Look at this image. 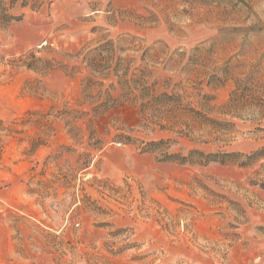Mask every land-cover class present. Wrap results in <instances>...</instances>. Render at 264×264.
<instances>
[{"label":"rangeland","instance_id":"374dc122","mask_svg":"<svg viewBox=\"0 0 264 264\" xmlns=\"http://www.w3.org/2000/svg\"><path fill=\"white\" fill-rule=\"evenodd\" d=\"M3 4L19 20L0 22V264H264V159L191 165L143 150L169 138L182 155L264 146L261 108L235 118L220 110L239 82L264 100V0ZM105 38L137 64L147 50L160 90L180 84L193 106L198 92L212 95L211 116L234 131L200 142L144 125L130 103L96 118L95 133L77 122L85 131L73 139L62 113L88 109L77 102L89 74L73 55ZM39 138L47 143L34 149ZM101 139L93 162H82Z\"/></svg>","mask_w":264,"mask_h":264},{"label":"trees","instance_id":"16d2710c","mask_svg":"<svg viewBox=\"0 0 264 264\" xmlns=\"http://www.w3.org/2000/svg\"><path fill=\"white\" fill-rule=\"evenodd\" d=\"M13 20H19V18L9 13L3 0H0V22L9 24ZM128 50L130 48H125L117 40L105 38L92 47L84 46L76 55H73L80 59L82 65L89 71L83 79L82 96L77 102L78 106L87 105L88 109L65 108L62 113L73 139L85 131V128L76 125L77 122L82 121L87 130L95 133L93 123L96 118L105 115L112 108L131 103L139 106L141 122L146 126L177 129L178 133L204 143L221 144L226 141L224 138L234 131L235 123L226 118L211 116L210 113L214 110V107L210 105L214 98L212 95L198 92L197 104L193 106V102L186 100L185 88L180 84H175L170 91L160 90L159 81L152 79L153 70L144 64L146 59L144 55L147 54V50L143 52L139 64L135 55L126 54ZM39 60L44 65H53V62L43 61L41 58H38L36 63ZM36 63L27 65L33 67L32 65H38ZM111 78L114 80L106 87V81ZM115 91L118 92L117 95L113 93ZM257 99L254 91L239 82L229 101L220 107L221 114L230 115L233 118L239 117V111L248 105H256L264 112V100L258 102ZM38 114L44 118L46 116L41 112ZM99 141V144L92 146L93 150L81 155L82 162H93V151L101 150L105 144L104 140ZM175 142L176 140L171 138L152 140L145 142L143 150L161 152L159 156L161 161L191 165L219 163L246 168L264 159V146L249 153L227 149L206 152L194 148L187 155H182L170 152ZM46 143L43 138H39L33 148ZM260 185L264 187V182Z\"/></svg>","mask_w":264,"mask_h":264},{"label":"crops","instance_id":"0c3cea01","mask_svg":"<svg viewBox=\"0 0 264 264\" xmlns=\"http://www.w3.org/2000/svg\"><path fill=\"white\" fill-rule=\"evenodd\" d=\"M6 195H7V190L0 189V197L2 200L6 199Z\"/></svg>","mask_w":264,"mask_h":264}]
</instances>
